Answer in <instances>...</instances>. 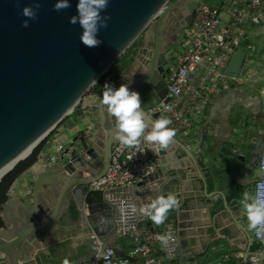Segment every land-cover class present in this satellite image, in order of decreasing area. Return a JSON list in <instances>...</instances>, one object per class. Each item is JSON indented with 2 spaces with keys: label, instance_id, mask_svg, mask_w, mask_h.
Listing matches in <instances>:
<instances>
[{
  "label": "water",
  "instance_id": "water-1",
  "mask_svg": "<svg viewBox=\"0 0 264 264\" xmlns=\"http://www.w3.org/2000/svg\"><path fill=\"white\" fill-rule=\"evenodd\" d=\"M170 1L109 0L102 13L110 17L108 27L98 36L103 42L97 47H88L79 39L80 26L68 22L70 16L77 14L78 0H69L71 7L60 12L53 10L55 0H35L41 7L28 28L22 27L24 17L20 10L34 0H0V173L52 132L142 34L143 40L134 58L135 64L142 62V66L135 73L137 76L129 75L127 84L130 90L140 94L141 102L148 99L142 94L145 88L158 101L164 99L167 54L174 44L166 43L163 38L175 21V13L184 17L180 31L190 26L202 0ZM151 40L153 47L147 50ZM245 58L244 48H238L227 72L238 75ZM92 79L96 82L91 83ZM101 99L102 93L96 107L100 136L93 141L91 137L84 139L85 149L79 148L67 162L61 161L40 172L30 195L8 198L3 205L0 264H34L30 258L32 249L51 239L53 230L62 227L61 222L69 215L71 207L80 218L77 229L82 239L72 250L77 256L75 264H90L97 253V243H105L114 236L117 213L106 201V195L112 192L89 188L107 173L112 149L118 142L113 138L114 118L101 104ZM174 141L163 150L154 144L151 162L156 170L139 185L115 193L133 197L143 194L153 199L157 192L151 184L162 175L168 185L176 179V171L189 170L185 163L191 164L204 185L205 196L221 197L225 210L238 225L247 245L243 256V263L247 264L254 242L248 230L235 220L225 195L219 191L208 193L201 172L203 147L189 148L178 138ZM102 227L107 230L104 234L100 231Z\"/></svg>",
  "mask_w": 264,
  "mask_h": 264
},
{
  "label": "crops",
  "instance_id": "crops-1",
  "mask_svg": "<svg viewBox=\"0 0 264 264\" xmlns=\"http://www.w3.org/2000/svg\"><path fill=\"white\" fill-rule=\"evenodd\" d=\"M220 2L221 0H218L219 5ZM261 14L262 20L259 23H251L245 28V39L242 44L247 47V52L237 75L240 82L234 83L229 91L222 92L212 99L204 118L199 123V144H192L194 148L207 145V148L212 150L213 157L205 160L201 157L203 162L201 172L207 182L208 193L214 191L223 193L235 220L247 230L244 197L246 195L254 197V183L260 177L258 164L264 144V4ZM133 61L127 68L117 67L115 78L118 83L114 85L115 87L127 84L129 75L137 76L135 73L141 66L135 64L130 70ZM121 75L124 76L122 80ZM158 102L153 97L154 105ZM96 106V102L83 105L60 124L61 126L44 144L36 164L13 183L8 198L18 199L30 195L40 172L50 165L61 161L67 162L73 152L76 150L79 152V148L85 149L84 139L91 137L90 140L93 141L100 136L97 131ZM146 108L148 110L150 107ZM203 130L206 131L205 134ZM144 142L154 147V143ZM52 156L55 159L51 161ZM234 162L240 166L237 167V174L232 176L230 166ZM190 165L185 163L189 170L176 171V179L168 185L167 179L162 175L150 185L155 188L157 196L162 193H173L179 201V206L168 213L164 224L157 226L149 219L154 224V229L167 227L174 230L179 247L176 257L169 264H244L243 256L247 245L242 239L238 225L234 224L230 214L225 210L221 197L215 199L205 196L200 176ZM254 168H257L259 176L247 181L248 174ZM86 175L87 173H84V176ZM222 176L226 177L222 179ZM210 179L213 182L210 183ZM234 192L238 195L228 201L227 198ZM137 198L152 200L143 194ZM61 226L52 233L49 241L43 243L38 241L39 245L32 249L30 258L34 264H64L65 260H68L69 264H75L77 256L72 250L82 240L78 226L67 223L65 219ZM100 231L104 234L107 230L102 227ZM250 235L253 240V232ZM105 244L114 247L119 257H126L131 249L128 241L117 239L115 236L106 240ZM250 253L255 252L250 250ZM246 263L249 264L248 257Z\"/></svg>",
  "mask_w": 264,
  "mask_h": 264
},
{
  "label": "built area",
  "instance_id": "built-area-1",
  "mask_svg": "<svg viewBox=\"0 0 264 264\" xmlns=\"http://www.w3.org/2000/svg\"><path fill=\"white\" fill-rule=\"evenodd\" d=\"M263 4L264 0H221L218 7L200 4L193 22L183 31L184 41L176 66H170L164 78L166 95L147 113L152 118L170 119L169 127L189 137L185 140L189 148L194 140L200 139L199 123L212 99L240 82L237 75L227 72V67L245 39V28L262 20ZM152 148L142 141L139 147L121 149L116 142L107 173L90 184L92 191L112 192L106 195V201L117 213L114 236L131 244L127 256L119 257L114 247L98 242L90 264H169L176 257L179 243L174 230L154 229V224L139 211L151 201L115 193L139 185L156 170L151 162ZM258 171L260 177L254 183V197L264 193V144ZM130 205L136 206L135 213L130 211ZM165 234L170 236L167 245L158 240L159 235ZM253 241L263 244L264 232L253 231ZM248 261L264 264V249L250 253Z\"/></svg>",
  "mask_w": 264,
  "mask_h": 264
},
{
  "label": "clouds",
  "instance_id": "clouds-1",
  "mask_svg": "<svg viewBox=\"0 0 264 264\" xmlns=\"http://www.w3.org/2000/svg\"><path fill=\"white\" fill-rule=\"evenodd\" d=\"M108 5L109 0H78L77 14L70 16L68 22L80 26L82 34L79 39L84 45L97 47L103 42L98 36L102 29L108 27L110 17L102 15ZM40 7V3L34 0L33 3L21 8L20 14L24 17L21 22L22 27H29V22L36 19ZM52 7L54 11L60 12L70 8L71 4L69 0H55ZM90 82L96 81L92 79ZM100 102L114 118L113 138L118 141L121 149L139 147L142 141H146L158 145L163 150L175 142L176 130L169 127L172 121L164 116L155 119L147 117L141 104L140 94L130 90L128 84H120L117 88L105 83ZM244 201L248 229L257 233L264 232V193L256 197L246 195ZM178 206L179 201L175 195L162 193L139 211L159 226L165 223L168 213ZM129 209L132 213L137 211L135 205H130ZM158 240L163 245H167L170 236L159 235ZM64 264H69L68 260H65Z\"/></svg>",
  "mask_w": 264,
  "mask_h": 264
},
{
  "label": "rangeland",
  "instance_id": "rangeland-1",
  "mask_svg": "<svg viewBox=\"0 0 264 264\" xmlns=\"http://www.w3.org/2000/svg\"><path fill=\"white\" fill-rule=\"evenodd\" d=\"M170 2H173V0H171ZM200 4H205V5H207V6H210V7H218V5H219V3H218V0H202L201 1V3ZM195 14H196V11H195V13H194V16H195ZM178 16H179V14L178 13H175L174 14V19L175 20H177L178 19ZM141 40H143V34L141 35V36H139L138 37V39L135 41V43H133L134 45L131 47V49L127 52V53H125V57L128 59L130 56H131V54H129V53H134L135 52V54H136V52H137V49H139L140 48V45H141ZM183 41H184V38H183V34L181 33L179 36H178V39H177V43L171 48V50L169 51V53L167 54V60H168V65L165 67V73H164V78H166L167 76H168V69H169V67L170 66H176V57H177V54H180L181 53V51H182V44H183ZM129 47V48H130ZM241 47L242 48H244V50L247 52V47L245 46V45H243V44H241ZM124 57V58H125ZM122 60V59H121ZM132 64H135V62L133 61V63ZM118 64H116V65H114V67H113V69L114 70H116V71H118ZM112 69V70H113ZM108 72V71H107ZM105 73L101 78H102V81H101V88L100 89H98L99 88V86H100V84H99V86H93L89 91H87L85 94H84V96L81 98V100L78 102V104L74 107V109H73V111L66 117V118H69V117H71L72 115H74L75 114V112L77 111V109L78 108H80L81 106H83V105H87L88 103H95L96 102V105L98 104V100H99V96H100V94L103 92V85L105 84V83H110V84H112V85H115V84H117L116 83V80L114 81L113 80V76H112V74H113V72L111 71V72H108V73ZM126 77V76H125ZM127 77H128V75H127ZM126 77V78H127ZM100 78V79H101ZM122 78H124V76L123 75H121V77H120V79L122 80ZM126 78H125V80H126ZM99 79V80H100ZM113 80V81H112ZM142 94L143 95H145V97H147L148 99H144V100H142V105H144L143 107L145 108V109H147L146 107L148 106V107H153L152 105H154V103H153V97H155L153 94H151V92H150V90L148 89V88H145L143 91H142ZM151 103V104H150ZM97 107V106H96ZM65 118V119H66ZM64 119V120H65ZM63 120V121H64ZM62 121V122H63ZM61 122V123H62ZM61 123H59L56 127H55V129L52 131V132H50L37 146H36V148L35 149H37L42 143L43 144H45L46 142H47V140L52 136V134H53V132L59 127V126H61L60 124ZM176 136L178 137V138H180V139H182V140H187V139H189V137L188 136H183V135H181V134H177L176 133ZM240 138H242L243 139V137H240ZM193 144H195V145H197V144H199L198 143V141L196 140H194V142H193ZM34 149V150H35ZM33 150V151H34ZM212 151V150H211ZM208 148H207V145L205 146H203V148H202V159H208V158H210L211 156L213 157V155H212V153L213 152H211ZM33 153V152H32ZM31 153V154H32ZM31 156V155H30ZM29 158V157H28ZM248 158V156L246 155V159ZM25 161V160H24ZM23 162V161H22ZM236 162H234L231 166H230V168L232 167V169H230V173H231V175L233 176V175H235V173L237 174V167H239L240 165H236L235 164ZM51 166V165H50ZM236 168V169H235ZM229 176V175H228ZM259 176V173L257 172V168L255 169H253V171H251L249 174H248V178H246V180L247 181H252V180H254V179H256L257 177ZM223 177H226V176H222V179H223ZM225 179H227V178H225ZM245 180V179H244ZM224 183V182H223ZM248 232L251 234L253 231H251V230H249L248 229ZM263 245H264V243H263Z\"/></svg>",
  "mask_w": 264,
  "mask_h": 264
},
{
  "label": "trees",
  "instance_id": "trees-1",
  "mask_svg": "<svg viewBox=\"0 0 264 264\" xmlns=\"http://www.w3.org/2000/svg\"><path fill=\"white\" fill-rule=\"evenodd\" d=\"M173 1H175V0H173ZM133 45L134 44H132V46ZM131 47L128 48L125 53H127L131 49ZM125 53L123 55H121L120 58L117 61H115L114 64L108 69V72H111V71L113 72L112 76H114V80H116V78H117V71L113 69L114 65L118 64V66H123V68H127L130 65V63L134 60V56L136 55L135 52L134 53H129V54H131V56L127 59L125 57ZM101 81H102V78L96 82L95 86H99ZM100 88H101V84H100L98 89H100ZM43 147H44V144L42 143L37 149H35L33 151L31 156H29V158H27L25 161L19 163L9 174H7L2 179V181L0 183V213H1L3 205L8 200V196L7 195H8V192H9L11 186L13 185V183L16 181V179L18 177H20L24 172H26L34 164H36V162L38 160V157H39ZM211 182H213L212 179H210V183ZM234 185H235V183L233 184V187H234ZM237 195H238V193L234 192L227 198V200L228 201L233 200ZM0 226H1V221H0ZM260 249H262V244L254 242L253 246L251 247V251L252 252H256V251H258Z\"/></svg>",
  "mask_w": 264,
  "mask_h": 264
},
{
  "label": "flooded vegetation",
  "instance_id": "flooded-vegetation-1",
  "mask_svg": "<svg viewBox=\"0 0 264 264\" xmlns=\"http://www.w3.org/2000/svg\"><path fill=\"white\" fill-rule=\"evenodd\" d=\"M178 19L174 21V23L170 24L169 30L166 31L165 33V37L163 38L164 41H166V43H173L174 45L177 43V39L178 36L182 33L183 31H180L181 25H182V21L181 19L184 18L183 15H181L180 13H178ZM178 30L177 33H175V31ZM153 40H151L150 45L148 46L147 50H151L153 47ZM65 221H67V223L72 224L73 226H77L80 222V218L78 217V215L75 213L74 209L71 207L69 210V215H67ZM58 230V229H57ZM55 230H53L54 232ZM52 232V233H53Z\"/></svg>",
  "mask_w": 264,
  "mask_h": 264
},
{
  "label": "bare ground",
  "instance_id": "bare-ground-1",
  "mask_svg": "<svg viewBox=\"0 0 264 264\" xmlns=\"http://www.w3.org/2000/svg\"><path fill=\"white\" fill-rule=\"evenodd\" d=\"M142 62H140V66H142L141 64ZM46 136L40 138V140L36 143H34L19 159H17L13 164H11L8 168H6L3 172L0 173V182L2 181V179L9 174L19 163H21L22 161L26 160L31 153L33 152V150L36 148V146L45 138Z\"/></svg>",
  "mask_w": 264,
  "mask_h": 264
}]
</instances>
